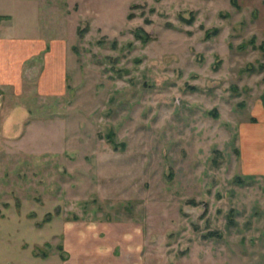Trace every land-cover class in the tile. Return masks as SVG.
Wrapping results in <instances>:
<instances>
[{
	"label": "rangeland",
	"instance_id": "1",
	"mask_svg": "<svg viewBox=\"0 0 264 264\" xmlns=\"http://www.w3.org/2000/svg\"><path fill=\"white\" fill-rule=\"evenodd\" d=\"M32 1L0 264H264V0Z\"/></svg>",
	"mask_w": 264,
	"mask_h": 264
},
{
	"label": "crops",
	"instance_id": "2",
	"mask_svg": "<svg viewBox=\"0 0 264 264\" xmlns=\"http://www.w3.org/2000/svg\"><path fill=\"white\" fill-rule=\"evenodd\" d=\"M10 1L13 5H10ZM25 5L28 6L25 7ZM25 11L29 12L25 13ZM0 16H5L0 18V86H15L19 91L22 89L27 75H34V59L43 53L48 45L41 33L35 34L36 29H39L40 32L41 18L38 15L37 4L32 0L31 2L9 0L7 3L0 0ZM48 59L50 58L48 57ZM48 64H50L49 61L47 66ZM97 246L100 248V245ZM67 248L72 253L73 248L70 242L67 244ZM116 254V249L111 252L109 248L108 252L106 250L98 252L97 257L88 256L89 262H84L79 258L76 260L78 264H117L115 261L118 255ZM106 255H110L111 258L104 259ZM72 259L73 257L70 260Z\"/></svg>",
	"mask_w": 264,
	"mask_h": 264
},
{
	"label": "trees",
	"instance_id": "3",
	"mask_svg": "<svg viewBox=\"0 0 264 264\" xmlns=\"http://www.w3.org/2000/svg\"><path fill=\"white\" fill-rule=\"evenodd\" d=\"M3 17H5V16H0V18H3Z\"/></svg>",
	"mask_w": 264,
	"mask_h": 264
}]
</instances>
